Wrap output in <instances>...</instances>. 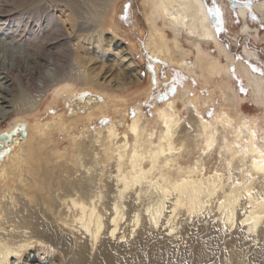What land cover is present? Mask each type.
Instances as JSON below:
<instances>
[{"label": "bare ground", "instance_id": "1", "mask_svg": "<svg viewBox=\"0 0 264 264\" xmlns=\"http://www.w3.org/2000/svg\"><path fill=\"white\" fill-rule=\"evenodd\" d=\"M30 1L32 14L37 3H54L57 17L47 20L58 18L63 45L69 44L68 66L54 72L50 60L53 68L46 67L49 75L36 85L50 93L47 106L61 102L69 119L58 113L54 126L33 124L25 116L35 117L47 95L19 88L11 97L21 114L0 129V183L15 182L0 190V264H264V76L225 48L207 2L140 0L145 27L139 32H148L150 55L209 86L201 97L204 106L219 95L221 107L211 121L194 106L200 98L179 86L186 115L180 116L176 100L157 107L152 120H143L136 106L127 131L118 132L112 123L85 135L86 126L71 131L73 121L100 117L108 108L104 86H124L121 74H112L111 67L104 71L106 54L114 53V68L119 64L140 79L131 55L123 48L111 50L117 35L128 36L123 14L130 12L122 8L117 15L120 0ZM253 1L264 21V0ZM236 3L241 31H247L252 13L245 2ZM25 12L17 31L10 29L21 41L35 42L40 32H33L27 18L32 14ZM106 30L115 36L105 38ZM235 72L262 111L259 116L243 112V98L231 82ZM5 113L0 107V117ZM57 128L71 148L55 147L52 154L55 159L65 155L68 164H51L47 176L31 163L33 154L41 159L40 147L54 140Z\"/></svg>", "mask_w": 264, "mask_h": 264}, {"label": "rangeland", "instance_id": "2", "mask_svg": "<svg viewBox=\"0 0 264 264\" xmlns=\"http://www.w3.org/2000/svg\"><path fill=\"white\" fill-rule=\"evenodd\" d=\"M204 1L207 2L208 4L210 16L214 22L215 29L225 48H227L232 55H235V58L237 59L239 58L240 60L243 59V61L249 63V67L251 66V70L253 69L252 71L254 73L260 76H264V74H262L264 73V21H262L259 18L256 10L253 8V4H254L253 0H251V6L249 7L248 5V9L249 11H251L252 14L248 13L247 16L249 22V28H250L247 31H241L240 28L242 18L239 15L238 11L236 14L234 7V5L238 6V4L236 3L237 0H220V1L204 0ZM245 1L248 2V0ZM30 2H31L30 0L0 1V3L3 4V5L0 4L1 6L0 8V40H1L0 77L2 78V79L0 78V85H1L0 91L2 90L0 92V107L6 108L7 110V113L3 115V118L0 117V129L6 127L10 122H12L15 118H17L21 114L20 108L19 109L14 108V106L12 105V98H11L12 96L15 95L14 91L18 90L19 88H24L28 90L31 94L44 93V95H47L43 98L44 100L42 101L44 103L42 102L40 104L39 110L36 113L35 117L25 116L26 118H28V120L31 123L38 124L39 122L48 121L51 125L54 126L55 121H57V118H55V116L58 113L61 114L62 118L66 120L69 119L68 118L69 112H67L65 107L61 104V102L55 104L52 107L49 106L50 104L47 106L48 101L50 100L49 97L51 96L50 93L48 91L43 92V90H39L36 87L38 81L42 79V75L44 77L43 79H46L45 77L49 75L47 72L50 70V68L54 67V72H55L56 67H59L58 69L60 70L61 68L65 69L68 66L67 64L69 57H67L66 54L69 53L68 51H70L69 44L63 45L62 42L63 37L61 36L60 31L58 30V25L60 24L58 18H56L52 22L51 21L48 22L47 20L51 15H55L57 17V15L54 14V10H55L54 3L53 2L46 3V1L39 2L36 5L38 9H36L35 13L32 14L31 9L27 8L28 7L27 4H29ZM140 4H141L140 0H120L118 2L117 15H119V11L122 8H124L123 12L125 10L130 12V14L128 13L123 14L124 23H125L124 26H126V28L128 29V36L122 39L121 36L117 35V37H115L118 38L117 40H115L116 42L114 41L111 42V50L112 48H114V51L123 48L128 52L129 55H131L133 62L138 66L140 72L139 73L140 79H137L138 80L137 81L136 79L132 78L129 73H126L127 71L121 70L122 67L119 64H114L115 67L119 66L118 69L114 68V66L111 65L112 57H113L112 55L114 53L113 52L107 53L106 56L103 58V67L105 69L104 71H106L108 68L111 67V71H113L114 69L112 74L114 73L121 74L122 79L123 80L125 79L124 86L120 88H114V85L104 86L105 88L104 91L108 96L107 110L105 111V113L101 114V116L98 118L77 117V121L76 122L73 121L74 122L73 130H71L74 134H76L77 131H82L83 126H86V128L88 129L87 132H85V135H89L91 132H93V130L96 129L103 130L107 125H110L112 123L117 124L115 128L118 132L127 131L126 123L127 122L130 123L132 117L134 116V108L136 106L140 107L143 120L147 118L148 120H152L153 118L152 116L154 115L156 108L165 104L167 100L168 101L176 100L175 106L180 111V116H184L187 114L186 113L187 111H185L187 109L184 107L183 102H181V100L178 97L179 86L188 87L190 90L189 94L191 97L200 98V101L198 99L197 100L198 102L197 103L195 102L194 106L195 107L199 106L202 116L208 122L211 121L213 117V113H216L217 110L221 107L220 106L221 99L217 94H215L213 101L214 103L213 102L208 103L207 104L208 106L203 105V101L201 100V97L208 95L209 92V86L202 84L204 83L203 80L198 81L197 77L195 76H190V75L187 76V74H184L175 66L168 67L169 64H167V62H165L160 58L157 59L156 56L154 57V55L152 56V54L151 55L149 54L150 52L147 46L145 47L147 42L146 37L148 36V32L146 31V29L145 31L143 30V32L145 33L139 32L143 26L145 27V25L142 24L144 22H143V12L140 8ZM220 4L225 8V10H221V12H218L216 6L219 9H222ZM239 7L240 6H238V8ZM23 9L26 11L25 13L32 14V16H28L27 18L29 20V23H33L31 24L33 28V32L34 33L36 31L40 32L39 34L40 38L37 39V41L35 42H32L33 38L30 37L29 39H26L23 42L15 34L16 33L15 29L17 31V28H19L21 24V20L19 19L20 18L19 16H20V12H22ZM117 15L115 16V18H112V20L114 19V21H117ZM17 20L19 21L18 23ZM107 26L108 23L105 25L104 28L107 29ZM124 26H121L120 28L124 29ZM10 27L15 29L11 28L12 29L11 30ZM13 32L15 33L13 34ZM106 32H104V35L105 38L107 39H109L110 36H115V33H112L110 30H106ZM257 32L260 33H258L257 35ZM82 33L85 34L86 32H82ZM171 37L172 36L170 35V38ZM92 40H93L92 37L86 40L88 46L92 44ZM182 40L185 47H187L188 44L185 41L184 37L182 38ZM212 55H216V51H212ZM31 56L33 57V59ZM50 60L52 61L51 63L52 65L53 64L56 65L57 63L58 64L56 66L53 65L52 67V65L50 64L51 62ZM53 61L55 63H53ZM223 62L225 61L223 60ZM19 66H21L20 68L21 72L17 70ZM46 67L47 68L49 67L48 68L49 70ZM234 75L235 76L233 77V79H231V82L238 89L239 96L243 98L241 102L243 112L246 113L249 117L259 116L262 111L255 104H253L252 101H250V99H248V88H247L248 86L245 84V81L243 80V78H241V76L238 73L235 72ZM12 81H13V85H12ZM215 84H218V80H216L212 85ZM5 88L7 89L9 88V91ZM241 89H243V91ZM51 119L54 122L50 121ZM262 121L264 123V115ZM118 123H121V125L120 124L118 125ZM58 130L59 129L57 128L56 130L53 131V136H52L54 139L53 141L47 142L45 140V142L43 143L44 146L42 148L40 147L39 149L41 153L40 160L37 159L38 157L36 154H33V160L31 164H33L34 166V164L37 163L36 166L38 165L39 169H37L36 171H38L39 173H42L44 171V175H47L46 172L50 170V168H52L51 164L56 166L57 164L67 161V159L64 160L65 155L64 157H58L55 159V157H53L52 154V150L53 148L55 149V147L57 150L58 148L60 150H63V148L65 147H68V149L71 148L68 139L64 136L63 133H59ZM85 142L87 145L90 144V142L88 143L87 140H85ZM52 157L53 159H51ZM58 159L60 160V162ZM48 161H51L52 163ZM30 176L32 177V175ZM47 176H50V174ZM12 180L13 179L8 178L5 182L0 183V190L2 191L4 188L5 189L12 188L15 184V182L14 184L12 183Z\"/></svg>", "mask_w": 264, "mask_h": 264}, {"label": "flooded vegetation", "instance_id": "3", "mask_svg": "<svg viewBox=\"0 0 264 264\" xmlns=\"http://www.w3.org/2000/svg\"><path fill=\"white\" fill-rule=\"evenodd\" d=\"M237 1H244L245 2V5H247V6H245L247 9H248V2L246 3V1L245 0H237ZM236 1V2H237ZM254 2V1H253ZM231 5V4H230ZM234 7H235V12H236V14H237V11H238V7L237 6H235L234 5ZM216 8L218 9V12H221V9H219L217 6H216ZM249 10V9H248ZM258 14V13H257ZM259 16V15H258ZM260 18V17H259Z\"/></svg>", "mask_w": 264, "mask_h": 264}, {"label": "snow or ice", "instance_id": "4", "mask_svg": "<svg viewBox=\"0 0 264 264\" xmlns=\"http://www.w3.org/2000/svg\"><path fill=\"white\" fill-rule=\"evenodd\" d=\"M248 4H249V7L251 6V0H248ZM217 11H218V9H217ZM262 74H264V73H262ZM242 91H243V89H241ZM83 95H87V94H83ZM79 98V97H78ZM20 127H23V126H20ZM5 136H11V134L10 133H5L4 134Z\"/></svg>", "mask_w": 264, "mask_h": 264}]
</instances>
